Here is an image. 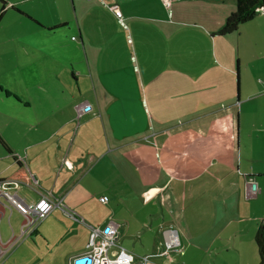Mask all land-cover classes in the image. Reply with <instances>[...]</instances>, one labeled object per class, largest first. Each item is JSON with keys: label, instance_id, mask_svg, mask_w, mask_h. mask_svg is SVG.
I'll list each match as a JSON object with an SVG mask.
<instances>
[{"label": "crops", "instance_id": "obj_1", "mask_svg": "<svg viewBox=\"0 0 264 264\" xmlns=\"http://www.w3.org/2000/svg\"><path fill=\"white\" fill-rule=\"evenodd\" d=\"M102 1L97 26L118 25L124 0ZM90 3L0 0V178L76 213L57 207L1 264H75L111 221L148 264H262L264 11L219 35L237 0H180L173 16L149 7L120 68L116 36L89 40ZM4 204L7 241L23 216Z\"/></svg>", "mask_w": 264, "mask_h": 264}, {"label": "built area", "instance_id": "obj_2", "mask_svg": "<svg viewBox=\"0 0 264 264\" xmlns=\"http://www.w3.org/2000/svg\"><path fill=\"white\" fill-rule=\"evenodd\" d=\"M113 9L118 16H121V12L117 6ZM261 12H263V10ZM17 160L23 162L24 158L22 156H17ZM11 183L13 182L0 178V200L3 199L6 201V204L3 205L5 209L9 207L11 212L13 210L20 212L23 216V222L19 233H16L12 228V235L9 240L3 241L0 239V264L20 243L35 233L40 223L50 216L57 207L61 208L66 216L75 217L76 215V213L65 206L62 201L48 195L42 196L37 202H27L18 193L10 191L9 184ZM102 201L107 202L108 198L103 197ZM117 232V226L112 221L109 222L104 229H92L88 251L84 255L91 259V264H148L150 260L149 257H143L140 262L137 263L135 255L118 244ZM166 245L168 249H174L180 252L182 246L179 234L172 232L166 239Z\"/></svg>", "mask_w": 264, "mask_h": 264}, {"label": "rangeland", "instance_id": "obj_3", "mask_svg": "<svg viewBox=\"0 0 264 264\" xmlns=\"http://www.w3.org/2000/svg\"><path fill=\"white\" fill-rule=\"evenodd\" d=\"M91 2L92 3H90L89 5L85 4V6L83 7L85 8V11L86 10L88 11L86 12V15L88 16V23L85 25V31L87 32L89 40L91 42L98 43L99 41L102 40L104 34H106L107 37L116 36L117 40L120 42V49L118 51V54L120 55V68H122V67H128L129 64H133L134 62L133 55H135V53L132 47V29H131L132 19L136 21L144 20L143 15L139 13L143 12V10L148 9L149 7H155L158 13L166 12V14L168 13L169 16H173V12L176 10L177 4L180 2V0H124L123 1L124 4L121 3L120 6L122 9V13H121L122 16H120V18L117 16L120 21V22L118 21L119 22L118 25L120 24V26L115 25L113 23H109V24H105V26H103L102 28H99L97 26L98 25L97 22L95 21L97 20V18H100V16L107 17L106 12H109V10L111 9L108 6H105L102 0H91ZM106 2L108 5L114 4L112 3L113 0H106ZM70 4H72V0H70ZM71 7L72 10H74L73 6ZM74 8L76 9L75 5ZM79 14L80 17L82 18L80 9H79ZM106 29L110 31V34L106 32ZM86 40L88 42V38ZM13 55L14 57L16 56V54ZM106 57H107L106 53H103L101 56L103 60H105ZM1 75L2 76L0 77V85H2L3 82H5L3 73H1ZM75 85L78 86L76 82ZM82 85L83 86L85 85L84 81H82ZM3 228L5 230V227ZM16 230L19 231L18 228ZM136 262L139 263L140 260L136 259Z\"/></svg>", "mask_w": 264, "mask_h": 264}, {"label": "trees", "instance_id": "obj_4", "mask_svg": "<svg viewBox=\"0 0 264 264\" xmlns=\"http://www.w3.org/2000/svg\"><path fill=\"white\" fill-rule=\"evenodd\" d=\"M264 11V0H237V9L231 13L219 35H226L238 30L239 26L253 20L258 13ZM259 251L264 264V233L260 229L257 234Z\"/></svg>", "mask_w": 264, "mask_h": 264}, {"label": "water", "instance_id": "obj_5", "mask_svg": "<svg viewBox=\"0 0 264 264\" xmlns=\"http://www.w3.org/2000/svg\"><path fill=\"white\" fill-rule=\"evenodd\" d=\"M253 189L256 190L257 184L253 183ZM75 264H91V259L88 256H83L75 261Z\"/></svg>", "mask_w": 264, "mask_h": 264}]
</instances>
